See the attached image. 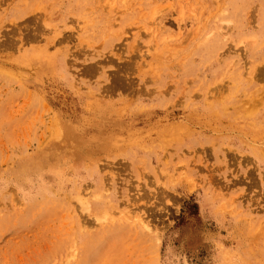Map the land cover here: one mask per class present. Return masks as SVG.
Here are the masks:
<instances>
[{
  "label": "rangeland",
  "instance_id": "obj_1",
  "mask_svg": "<svg viewBox=\"0 0 264 264\" xmlns=\"http://www.w3.org/2000/svg\"><path fill=\"white\" fill-rule=\"evenodd\" d=\"M0 264H264V0H0Z\"/></svg>",
  "mask_w": 264,
  "mask_h": 264
},
{
  "label": "bare ground",
  "instance_id": "obj_2",
  "mask_svg": "<svg viewBox=\"0 0 264 264\" xmlns=\"http://www.w3.org/2000/svg\"><path fill=\"white\" fill-rule=\"evenodd\" d=\"M108 5H109V4H108ZM108 5H107V6H108ZM110 9H111V8H110ZM31 16H32V15H31ZM29 19L32 20L33 18H32V19L29 18ZM29 19H28V20H29ZM40 19H41V18H39V20H40ZM29 22H31V21H29ZM14 26H15V25H14ZM17 26H18V25H17ZM38 26H39V25H38ZM13 28H14V27H13ZM30 34H31V33H30ZM31 35H32V34H31ZM31 35H29V36H31ZM29 36H28V37H29ZM31 37H32V36H31ZM34 37H35V36H34ZM29 38H30V37H29ZM29 38H28V39H29ZM31 39H32V38H31ZM31 39H30V40H31ZM32 40H34V39H32ZM54 127H55V126H54ZM53 133H54V132H53ZM140 223L143 224V222H142L141 220H140Z\"/></svg>",
  "mask_w": 264,
  "mask_h": 264
}]
</instances>
